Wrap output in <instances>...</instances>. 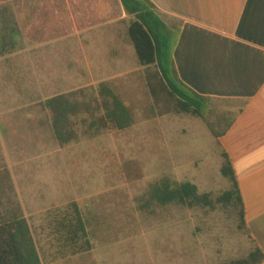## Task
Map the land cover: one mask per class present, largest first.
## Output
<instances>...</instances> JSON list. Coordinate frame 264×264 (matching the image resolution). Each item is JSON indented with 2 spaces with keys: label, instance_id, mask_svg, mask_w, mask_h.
I'll return each mask as SVG.
<instances>
[{
  "label": "rangeland",
  "instance_id": "374dc122",
  "mask_svg": "<svg viewBox=\"0 0 264 264\" xmlns=\"http://www.w3.org/2000/svg\"><path fill=\"white\" fill-rule=\"evenodd\" d=\"M0 7L16 13L22 35L20 48L0 57V222L21 207L44 264H230L255 249L251 232L225 206L149 202L152 186L165 179L191 182L213 200L230 189L218 135L232 115L217 108L205 118L159 115L120 0H0ZM103 82L131 108L133 127H93L103 116ZM60 95L80 109L71 120L77 139L68 145L56 140L43 106ZM72 203L92 249L53 259L42 232L46 216Z\"/></svg>",
  "mask_w": 264,
  "mask_h": 264
},
{
  "label": "trees",
  "instance_id": "16d2710c",
  "mask_svg": "<svg viewBox=\"0 0 264 264\" xmlns=\"http://www.w3.org/2000/svg\"><path fill=\"white\" fill-rule=\"evenodd\" d=\"M6 2L8 0H5ZM125 13L131 17L127 26V38L139 64L145 68V81L159 115H192L205 118L208 100L186 86L177 73L172 57L176 45L179 24H172L150 0H120ZM22 35L14 13L8 7H0V57L12 54L20 48ZM103 99V116L93 124L101 129L124 131L134 126L133 112L108 83L99 85ZM70 95L47 99L43 106L52 115L56 140L67 145L77 139L71 120L80 112ZM219 136V135H218ZM225 163L221 174L229 180L230 189L215 200L210 194H200L191 182L172 183L165 179L152 186L149 202L159 206L178 205L188 209L197 207L214 209L222 205L236 212L244 228L245 203L238 179L229 156L223 154ZM4 175L11 188V177L6 167ZM45 242L54 248L53 259H65L91 251V243L84 216L77 203L55 210L46 216ZM42 240V239H41ZM40 237L35 235L29 221L16 207L0 222V264H44ZM264 251L256 244L255 249L243 259L230 264H262Z\"/></svg>",
  "mask_w": 264,
  "mask_h": 264
},
{
  "label": "crops",
  "instance_id": "0c3cea01",
  "mask_svg": "<svg viewBox=\"0 0 264 264\" xmlns=\"http://www.w3.org/2000/svg\"><path fill=\"white\" fill-rule=\"evenodd\" d=\"M150 1L179 22L172 57L181 81L208 100L205 114L217 108L232 115L219 141L238 179L247 228L264 251V0Z\"/></svg>",
  "mask_w": 264,
  "mask_h": 264
}]
</instances>
